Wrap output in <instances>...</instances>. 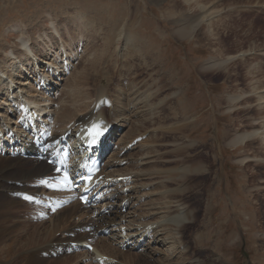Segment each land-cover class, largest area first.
I'll list each match as a JSON object with an SVG mask.
<instances>
[{"label":"rangeland","instance_id":"rangeland-1","mask_svg":"<svg viewBox=\"0 0 264 264\" xmlns=\"http://www.w3.org/2000/svg\"><path fill=\"white\" fill-rule=\"evenodd\" d=\"M203 5L204 11L212 15L195 29L193 38L180 41L174 38V32L188 23V15L198 11L186 12L184 0H0V69L5 70L9 63L15 72L14 94L8 97L6 90H0V125L3 126L0 135L2 130H11L15 136L24 132L20 139L17 137L5 142L0 138V158H16L12 155L20 152L32 137L30 131V137L24 131L23 125L35 108L26 111L23 105L20 106L25 99L27 102L37 100L40 102L38 110L45 109V112L38 113L42 115L38 120L49 137L60 138L64 133L69 134L58 126V120L65 112L71 118L74 114L81 118L85 114H93V119L103 112L107 127L113 125L115 129L111 128L107 135L112 137L109 138L114 148L106 156L109 166L104 167L100 179L112 182L108 199L122 211L123 217L118 224L111 223L107 227L106 230L111 229L112 232L109 236L98 233L95 240L99 246L111 244L115 252L121 250L123 262H116L119 264H125L122 258L125 254L135 256L148 253V250L149 253L152 250L163 252L162 258L169 255L172 264H194L198 259L205 264H216L218 259L229 264H264V162L254 161L264 159V142L261 139L264 134L254 136L240 147L228 145L236 134L264 131V0H207ZM13 25L21 27V34H17L30 40L29 44L33 43L32 39L36 40L33 46L41 52L37 53L39 62L34 58L35 65L28 66L23 56L20 57L22 61L18 59V63L12 65L6 57L11 50L16 52L19 48L14 37L8 41ZM52 26L58 32L51 30ZM39 33L42 37L47 33L52 41L51 51L41 50L43 42ZM44 38L47 40L46 36ZM135 46L137 48H133ZM52 62L55 65L50 66ZM215 63L221 65L210 69ZM80 74H84L81 79L83 85L75 82ZM8 75L4 78L3 87L6 89L11 81ZM23 83L25 85H21ZM68 83L78 86L75 93L67 86ZM96 90L104 96L102 102H97L99 108L81 112L79 106L84 103L90 105L95 97L81 100L77 98L78 91H84L88 98L89 93ZM234 95L247 97L231 102ZM144 120L149 121L139 128L140 131L146 129V133L131 135L132 125L135 129V125H141ZM84 121L85 117L80 122L74 121L75 124L70 120L66 126L71 127L69 131H78L76 123L83 124ZM24 135L26 138L23 139ZM46 139L50 138L47 136ZM69 139L76 157L71 155L67 160L76 165L83 151L79 149L77 139L73 142L72 137ZM14 140L17 144L11 147L19 148L18 151L7 144L12 145ZM180 145L190 147L186 153H180L177 151ZM197 153H202L201 158H197L200 163L195 158L190 159ZM243 157H249L251 161L241 164ZM180 163L186 167L199 163L205 170L207 167L212 171L211 175L202 174L207 188L199 223L182 234L184 256L173 248L171 234L160 228L166 218L155 210L159 206L153 203V199L161 203L157 196L174 190L175 183L168 180L167 172H179V168H183ZM189 177L201 178L197 175ZM40 180L32 182L38 188L33 192L35 197L49 198L55 195L54 192L61 191V188L55 189ZM186 184L192 188L194 183L188 181ZM61 187V195L70 190H65L67 185ZM115 193L129 196V202L126 201L129 204L113 198ZM23 198L26 203L18 207L20 215L13 217V224L27 229L22 231L21 238H15L14 247L12 245V250L17 251L15 259L38 243L34 238H46V228L59 212L72 211L79 206L74 204L52 209L32 199L29 201V197ZM180 199L166 200L165 205L171 206ZM184 203L192 214L196 212L191 199ZM113 206H109L111 211ZM161 217L163 219L159 223L158 218ZM77 221L78 218L73 217L69 223ZM148 223L151 225L144 228ZM201 224L208 225L199 231ZM34 229L39 232L31 235ZM146 229H149L147 236L142 234ZM142 240L147 241L145 246H141ZM128 243L132 245L124 247ZM68 254L73 253L69 252L63 258L70 257ZM2 255L0 253L3 259L0 263L12 262L11 256L4 259L5 255ZM77 255L80 256L70 264H89L88 260L90 264L115 263L106 256L101 261L96 250L93 255L86 251ZM158 255L156 260L160 259ZM45 261L43 264L51 260Z\"/></svg>","mask_w":264,"mask_h":264},{"label":"bare ground","instance_id":"bare-ground-1","mask_svg":"<svg viewBox=\"0 0 264 264\" xmlns=\"http://www.w3.org/2000/svg\"><path fill=\"white\" fill-rule=\"evenodd\" d=\"M206 2H207V0L206 1L205 0H186V1L184 0V3L186 4V6H184L186 12H188V11L193 12V10H198V11H195V13H193V15H188L189 16L188 18L185 17V18H187V20L189 19L188 23L185 25H182V27H180L178 29V31L174 32L173 36L175 39L180 40V41H184V40L191 39L194 37L195 29L201 24V22L205 21V19H208L207 17H210L212 15L211 12L207 13L208 11L207 12L204 11L205 7L203 4H205ZM177 4H178V2H177ZM49 19H50V17H49ZM51 24H50V26H51ZM51 30H54V32L55 31L58 32V30L55 29L54 26H52ZM21 31H22V29L19 26L13 25V27H11V32L9 31L10 33L7 36L8 41L10 38L14 37L15 39H17V42H18L17 46H19V48H17L16 52L11 50L8 53V55H6V57L9 58L8 59L9 61H12V63H11L12 65L18 63L17 61H18V59H20L21 56L24 57V59L23 58H21V59H23L24 62H26L28 64V66L35 65V61L39 62V58H38V60L36 58L38 57L37 53H39V51H40V50H37L35 48V45L33 46V43L36 40L32 39L33 43L29 44L30 40H26L22 37H19V34H17L18 32L20 33ZM54 32H52V33H54ZM36 33H38V31ZM24 34H26V32ZM43 34L44 35L42 37V36H40V33H39V38H42V42H43L42 45H40V47H42L41 50L46 51L47 49H49V51H51L50 43H52V41L49 38V36L47 35V33H43ZM34 36H35V34H34ZM44 36H46L47 40H45ZM128 44H131V43L129 42ZM132 45H133V43H132ZM133 48H137V47L135 46ZM138 51L141 52L139 49H138ZM5 52H7V51L5 50ZM46 53H48V52H46ZM141 53H143V52H141ZM34 58L36 59L35 61H34ZM21 59H20V61H22ZM21 63L23 64V62H21ZM5 64H6V62H4L2 66L4 67ZM217 64L218 63L211 65L210 69H216L221 65V64H218V65ZM37 65L38 64H36V66ZM49 65L53 66L55 64L52 62V63H49ZM13 67L14 66L9 65V63H8V65L6 66V69L4 68L5 70L0 69V87H1L0 90H2V88H3V90H6L8 97H11L15 92V90H14L15 89V87H14L15 72H14ZM6 71H7V73H9L8 78L11 80L10 83L7 84L8 89H6L7 87L6 88L3 87L5 84L4 78L7 75ZM85 71H86V69H85ZM21 74H22V72H21ZM84 74H86V73H84ZM84 74H80V77L79 78L77 77V79H75V82H77V81L81 82V79L84 78ZM136 74H137V72H136ZM149 76H151V75H149ZM95 77H97V76H95ZM50 81H51V79H50ZM94 81H96V79H94ZM81 84L83 85L82 82H81ZM21 85H25V84L23 83ZM162 85L163 84H161V86ZM67 86L69 87L70 83H68ZM70 87H71L72 91L75 93L78 86L74 84V85H71ZM159 91L160 90H158L157 93H159ZM89 94L90 95L88 96V98H86L84 91H78V97L77 98H81V100L93 99L95 97V101L90 103V105L88 103H86V104L84 103L81 106H79V108L81 109V112L87 110L88 108L89 109L91 108L94 111V109L96 107L99 108L98 107L99 102L103 101L102 97H104V96L100 95L103 93H99L96 90L95 92H91ZM261 96H263V95H261ZM245 97H247V96H245V95L244 96L243 95H238V96L234 95L230 99V101L231 102H237V101H240L241 99H243ZM260 99L263 100V98H260ZM97 102H98V104H97ZM39 104H40V102L37 100H30V101L28 100V102H27L26 99H25L24 103L19 104L20 106L23 105V108L26 111H29V110L31 111V110H34V108H35L34 113L30 115L28 120H26L24 125H23V126H25L24 131L27 132L28 131L27 129H31V121H33L31 119H34L35 121H37L38 117L41 115V114L38 115V113L45 112V109L40 108V110H38ZM100 114L101 115H96L95 119H93V117H94L93 114L92 115L91 114L90 115L85 114L84 123L83 124L76 123L77 128L79 127L78 131H73L71 129L69 131V128H71V127H67L66 125L68 123H70L69 122L70 120L73 122L76 120L80 122L83 120L84 117L81 118L78 115L74 114L71 118V116H69V113L65 112V113H63V115L60 116V118L58 120V126L59 127L62 126V128H61L62 131L69 132V134L68 133H66V134L69 135V138L72 137V142L74 141V139H77V145L79 146V149L81 148V146L83 147V148H81V151H83L82 156L79 158V160L82 158H85V155L87 152L86 147L89 144V142H91V141L101 142L103 140L104 134L108 135V132L111 128L115 129V126H113V125H110L109 126L110 128L107 127V125H106L107 123H106V121H104L105 116L103 115V112H101ZM156 119L157 118H155V120ZM147 121H149V120H147ZM147 121L146 120L141 121V125H135V129H134V125H132V130L130 132L131 135L133 133V134H136V136H137V134L141 135V133L143 131L145 132L146 129L143 131H140V128H143V126H145L144 123ZM158 121L159 120H157V122ZM151 122H152V120H151ZM73 124H75V122ZM167 124H169V123H167ZM1 127L3 128L2 125H0V128ZM162 129H164V128H162ZM176 129H174V130H176ZM177 130H180V128L178 127ZM257 131H258V129H257ZM19 132H21V131H19ZM21 133H24V132L22 131ZM21 133L19 134V136H15V135H13V132L11 130H7V131L2 130V136L1 137L4 141H8V140L15 139V138L17 139V137H18V139H20L19 137H21ZM110 133L112 134L113 131ZM262 134H264V131H261V132L251 131V132H243L240 134H236V136L232 137L233 139L231 140V142L228 145H229V147H240L242 144L246 145L248 141H250L252 138H254V136H258V135H262ZM64 135L62 137H64ZM3 136H7V139H5ZM62 137H61V139H62ZM46 138H47L46 135L44 133H42V139L45 141V143L46 142L51 143V141L56 140L57 137L52 138V139H48V140ZM110 138L112 139V137H110ZM110 138L108 140L106 138V141H105V144L108 148H109V143H111ZM259 138H260V136H259ZM261 139H263V142H264V138H261ZM4 141L2 143H5ZM75 142L73 143L74 145H76ZM59 146H60V142L55 144V147H59ZM115 146H118V145H115ZM189 147H182L180 145L179 148L177 147L178 148L177 151H179L180 153H186ZM21 151H27L29 153H33L36 156V158L34 160H31L28 158L23 159L20 156ZM20 152H18V153L15 152L14 156L16 158H2V156L0 158V253L5 255V256L2 255L4 257V259H8V256H11L13 259H12V262L10 264H43L44 262H46L45 260H51L50 263H48V264H70L73 259H77L80 256L77 254L76 255L72 254V255H70V257H67L65 259L63 258L64 256H66L65 254H67L69 252L72 253L71 246L87 245V246L93 247L99 253V256L102 259L101 261H103V257L106 256L107 258L110 259V261L114 260L113 262H115V263L109 262L111 264H119V263H116L118 261L123 262L121 260V255L123 254V253H120L121 250L118 249V252H115L116 250H115L114 246L111 244L110 245L109 244H107V245L103 244V245L99 246L98 244H96V240H95V234L98 230H101V229L106 230L107 227L111 223L112 224L113 223L118 224V222L123 217L122 211L118 210L117 207H114L112 205V201H109L108 203H105L104 205L100 206L98 210H92V209H89L87 207L79 205V206L75 207L74 209H72V211L70 210V211L59 212L54 217V219H52V221L50 222L51 225L49 227L47 226V228L45 227L46 228V235H45V233H44V235L46 238L45 239L34 238V240L38 241V243H35L36 245L29 248V251L26 252V254L21 256V254L23 253L22 252L21 254L17 255V257L18 256H20V257L15 259L16 256H14V254L17 251L15 250V252H14L12 250V248L14 247L13 243L15 241V238H18V239L21 238L22 231L24 229H27L26 227L18 228L17 224H13L14 223L13 217L20 215L19 214L20 212L18 211V209H19L18 207H20V205H23L24 203H26L24 201L23 197L34 196L33 192L38 191V188L36 187V185L34 183H32L33 181L39 180V179H41V180L50 179V178L57 177V176H63V174H64L63 172L58 171L56 168L47 165L44 162V160L40 159V156H45V154L47 152L43 148L37 146L34 142V139L31 141V139L29 138V140H27V142L25 143L23 148L20 150ZM154 152L155 151L153 150V153ZM201 154L202 153H197L196 155H194L195 157H190V159H194V158L200 159ZM167 155H168V153H167ZM181 157H183V156H181ZM243 158L244 159L240 160L241 164H246V163L251 161V159L249 157H243ZM196 161L200 163V160L198 161V159H197ZM254 161L259 163V162H264V159L263 160L258 159V160H254ZM199 163L196 164L195 166L189 165L190 167L189 166H187V167L183 166V164L180 163V164H182L183 168H179V170L181 169L179 172H177V170H175L173 172L168 171L167 173L169 175L167 176V178H168V180L170 179V182H171V180L174 181V183H175V185L173 186V187H175L174 190L165 191V193H163L164 195L160 193L162 196L160 195L157 197L159 198V202H161V201L162 202L159 204L157 203L158 202L157 200L153 199L154 205L156 204L155 206H157V207L159 206L155 210H158L162 214V216L164 218H166V220L164 222H161L160 228L163 229V231H167L168 233L171 234V236L173 238V242L171 244L173 245V248L176 249L177 252H178V250L181 251L180 254H182V256H184V254L186 253L182 247L183 246V244H182L183 232L186 231L189 227L195 228L199 223L198 218L200 217V214H201V205H202L203 200H204L205 189L207 188L206 179H205V177L202 176V174L203 173H205L206 175L212 174L211 170H209L207 167L205 170L204 166L199 164ZM210 163H212V162H210ZM210 163H209V165H210ZM75 164L76 165H74V167H78L79 161ZM212 165H213V163H212ZM74 167H71V168H74ZM169 170H173V169H169ZM101 173H103V172H101ZM101 173H100V176L102 175ZM190 175H192V176L197 175L201 178H198V177L191 178V177H189ZM147 177H149V176H147ZM188 177L190 178V180H188L189 179ZM188 181H191L194 183L192 185V188H188L189 186L186 184ZM102 183L109 186V184L111 182L105 181ZM169 185H170V183H169ZM176 186H177V188H176ZM165 187H167L166 184H165ZM60 190L61 191L59 193H54L55 196L61 195L62 188ZM107 191L109 192L108 189H107ZM16 196L18 198H22V199H18ZM109 197H110V195H109ZM112 197L121 200V202L123 204H129V203H127L130 200L129 196H126L123 193L122 194H116L115 193ZM177 197H181V199L176 200L173 203H171V204H173L171 206L168 203H166L167 205H165L166 200H168V201L175 200ZM187 199H191L193 205L197 208L196 212L193 214L190 212L189 206H187L186 203H184V201H186ZM151 204H152V202H151ZM260 204L262 205V203H260ZM110 205L114 207L113 211H111V208L109 207ZM154 205H151V206L153 207ZM105 208H110V211L107 214H101V211L104 210ZM180 212H182L181 214L185 213V215L182 216L180 214ZM173 213H175V214L172 217L171 214H173ZM95 214H96V216L94 217ZM161 214H159V215H161ZM73 217L78 218V221L76 223L70 224L69 222L71 221V219ZM89 217L91 218V220H88ZM163 217L158 218L159 223H160V220L162 221ZM145 220H146V218H145ZM186 220H190V221L192 220V222L186 223L185 222ZM66 225L67 226L69 225V226L67 227ZM150 225L151 224L148 223V225H145L144 228H146V226L149 227ZM153 225H155V224L152 223V226ZM207 225L201 224V226L198 228V230L200 231L201 228H204V227L206 228ZM89 228H91L93 230L91 232L80 233L81 229H89ZM160 228H158V229H160ZM142 230H144V229L141 228V231ZM148 230L149 229H146L142 234H146L145 236L149 235ZM37 232H39V231L34 229L31 232V235H34ZM43 232H45V231H43ZM57 234H59V235H57ZM142 237H144V235H142ZM174 237L176 240L174 239ZM138 241H140V240H138ZM165 243H167V242H165ZM12 245H13V247H12ZM197 245H198V240L196 241V246ZM112 248H114V250ZM143 253L144 254H136L135 256H131V255H129L130 254L129 253V254H125V256H123L122 258L125 259V261H124L125 264H172V261L170 260V256L166 255V257L162 258L160 255L163 256V252L161 253V252H159V250L158 251L152 250V251H150V253L148 250V253L147 252L146 253L143 252ZM157 254H159L157 256V258L160 257V259H158V260L155 259ZM186 256H187V254H186ZM193 256H194V254L191 255V257H193ZM11 257H9V258H11ZM206 258H204V259H206ZM188 259L190 260V258H188ZM1 260H3V259H1ZM82 260H81V262H82ZM151 260H152V262H151ZM0 264H2V263H0ZM77 264H79V262ZM174 264H176V263H174ZM194 264H205V263L198 259L195 261ZM206 264H210V263H206ZM211 264H212V262H211ZM216 264H229V263H227L224 260L218 259V262H216Z\"/></svg>","mask_w":264,"mask_h":264}]
</instances>
